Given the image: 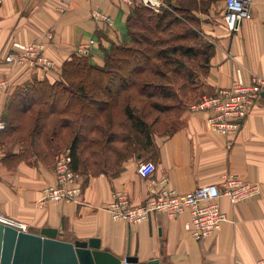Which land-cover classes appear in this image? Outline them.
I'll return each mask as SVG.
<instances>
[{"label":"crops","instance_id":"1","mask_svg":"<svg viewBox=\"0 0 264 264\" xmlns=\"http://www.w3.org/2000/svg\"><path fill=\"white\" fill-rule=\"evenodd\" d=\"M159 1L164 2L159 12L144 6L141 0L1 1L0 124L4 127L0 128V214L34 230L56 229L66 240L100 238L102 248L119 258L137 256L140 262L157 258L160 264H258L264 261V95L234 136L213 132L206 112L189 109L172 131L151 124L149 145L146 141L136 142L137 145L117 137L114 146L103 151L106 155L90 158L112 168L98 173L79 171L81 203L41 202L43 189L56 184L55 159L47 146H35L21 154L29 143L15 138L16 133L11 130L17 122H26L11 120L12 115L18 114L11 104L23 90L38 81H62L65 62L79 56L77 49L91 39L95 43L87 57L103 67L105 52L112 44H131L129 22L139 8L148 9L155 19L164 11H172L183 20L181 11L188 15V24L198 30V36L212 42L214 51L207 74L201 77L203 94L229 87L236 66L264 76V0H254L250 17L233 35L224 24L225 0L219 10L213 3L204 5L202 0ZM95 9L110 16L113 26L93 19ZM33 40L45 43L46 55L55 62L52 68L6 61L14 50V42ZM29 114L30 111L21 116ZM85 134L88 137L89 130ZM132 143L138 151L126 157L117 153L122 145ZM17 155L21 157L16 159ZM145 161L154 165L148 175L139 170V164ZM226 173L258 184L260 192L238 203L221 198L228 220L219 232L205 240L197 241L185 231L187 215L172 219L163 212H154L145 222L131 224L113 218L106 210L116 190L127 193L131 202L139 205L151 190L163 186L162 181L186 193L203 184H221Z\"/></svg>","mask_w":264,"mask_h":264},{"label":"built area","instance_id":"2","mask_svg":"<svg viewBox=\"0 0 264 264\" xmlns=\"http://www.w3.org/2000/svg\"><path fill=\"white\" fill-rule=\"evenodd\" d=\"M59 1L69 2V0ZM121 1L132 2V0ZM141 1L144 6L155 12H159L164 5V2L159 0ZM253 3L254 0H225L224 24L230 35L237 33L242 22L250 17ZM92 17L108 26L114 24L110 16L98 9L93 10ZM94 43V39H91L88 44L79 47L77 49L79 56H88ZM13 48L14 50L6 56L8 62L45 68H52L55 65L54 60L46 55L45 43L41 40L27 43L14 42ZM263 95L264 76L251 72L244 66H236L231 85L214 94H203L192 106V110L207 113L206 121L213 132L223 136H234ZM3 127L4 125L0 124V128ZM72 162L71 148H66L55 155L56 184L43 189L42 203L47 201L81 203L82 176L73 169ZM153 166L150 162H141L140 173L150 174ZM164 182H161L163 186L159 190H151L148 197L139 205H134L127 193L116 190L112 193L106 210L113 218L131 224L145 222L154 212H163L172 219L187 215V220L184 222L185 231L195 240L201 241L219 232L228 220L227 213L220 205L221 198L226 197L232 203H238L260 192L258 184L232 173L224 174L221 184H203L186 193L170 188ZM0 222L22 232H27L29 229L26 223L2 214H0ZM258 264H264V261Z\"/></svg>","mask_w":264,"mask_h":264},{"label":"trees","instance_id":"3","mask_svg":"<svg viewBox=\"0 0 264 264\" xmlns=\"http://www.w3.org/2000/svg\"><path fill=\"white\" fill-rule=\"evenodd\" d=\"M180 13L183 20L172 11H164L155 19L148 9L139 8L129 22L131 44L120 46L112 44L105 52L106 63L103 67L93 64L87 56L74 55L64 64L62 81L55 83H49L47 80L38 81L23 90L16 101L11 104V109L18 112V114L12 115L11 120H24L26 122H17L16 124L10 122L15 124L14 127L10 126L11 130L16 133L15 138L29 142L26 147L27 150L21 154L29 152L33 147L35 148L37 143L42 145L44 141H39L40 139L49 140L47 144H52L51 142L58 133L66 127L70 128L73 118H77V116L81 117L82 123L78 129L79 134L84 135V142L87 138L85 132L89 130L90 134L95 135L89 138L93 142L92 144L97 146L99 151H105L108 144L105 140H98V135L107 132L104 129L105 123L101 125L97 121L101 115L104 116V113H108L107 123L111 131L114 124L112 118L114 112L111 114V109L119 100L121 90L126 91L131 86L142 85V92L143 88L152 85L159 92H155L151 96H159L162 94V85H164L160 80L164 81L168 78L164 68L168 67V61H173L168 55L182 53L184 56H195L194 46L177 45L170 48L162 46L157 52L154 51L157 43L152 42V36L158 35L159 31L165 32L169 26L177 22L183 24L190 22L187 16L181 11ZM192 29L194 30V28ZM197 35L190 36L195 38ZM180 38L181 40L186 38L188 40L190 37L180 36ZM213 46L208 43L210 50L204 52L205 54L208 53V63L214 51ZM152 60H158L159 64L157 66L151 64ZM152 66H155V72ZM180 67L184 66L181 65ZM151 73H154L155 76L149 79L148 76ZM157 80L159 82H156ZM142 95L146 96L145 93ZM163 95L167 98L171 94L165 93ZM152 106L159 112L169 110L167 107H161L158 104ZM29 111L28 116H21L22 113ZM124 112L130 127L139 135L137 136V138L140 137L138 140L146 141L145 143L149 145L151 141L148 123L142 117L135 115L130 102L124 106ZM78 140L79 137L75 136L69 147L66 148H71L72 167L79 172ZM20 157L17 155L15 158Z\"/></svg>","mask_w":264,"mask_h":264},{"label":"rangeland","instance_id":"4","mask_svg":"<svg viewBox=\"0 0 264 264\" xmlns=\"http://www.w3.org/2000/svg\"><path fill=\"white\" fill-rule=\"evenodd\" d=\"M223 0H202L204 3H213L214 7L217 6L218 10L220 6H222ZM213 7L214 11H217ZM188 17V15H185ZM189 18V17H188ZM191 21V20H190ZM184 22V21H183ZM193 27L189 26L186 22L184 24L182 22H177L175 24H172L169 26V29L165 32H158V35L152 36V42L157 43L155 46V52L160 50L162 46L170 48L171 46H177V45H183V46H194V50L196 54L195 56H184L182 53L172 54L168 55L172 58L173 61H168L169 65L168 67L164 68L166 76H168L167 79L160 80L162 84V94L159 96H151L156 91V87L150 85L149 87L143 88L142 92V85L139 86H131L126 91L121 92L122 98L115 102L114 106L111 109V114L114 112L113 115V126L111 128V131L109 129V125L107 123V115L108 113H104V116H100L98 118L99 124H104V129L107 131L102 135H98V140L103 141L105 140L108 144L107 147H113V141L115 139L121 138L123 140H130L134 143H139V138H137V133L130 127V123L126 119L125 112L123 110L124 106L127 105L129 102L134 109V113L137 116L142 117L147 123L148 126L160 124L161 127H163L166 131H172L175 129L178 125H180L181 122V116L184 111L192 110V106L198 101V99L203 95V91L200 87L201 85V77L203 78V75L207 74V68H208V61H207V54L204 52H209L210 49H208V43L211 44V42L208 41V39L204 38L202 35L200 37L197 35L198 30ZM194 32V33H193ZM196 34L195 38H193V34ZM193 36V37H191ZM180 36L190 37L181 40ZM168 58V57H167ZM170 60V59H169ZM151 64H159L158 60H152ZM183 65L184 67H180ZM153 71L155 72V66H152ZM163 70V69H162ZM154 73L149 74L148 78L154 77ZM157 77V76H156ZM146 78V79H148ZM157 80L156 82H159ZM169 84V85H166ZM171 84V85H170ZM146 94V96H143L142 94ZM169 93V97L165 98L163 94ZM149 95V96H148ZM158 104L161 107H167L166 110L168 112H163L164 110H161L163 113H159V111H156L152 105ZM173 111V112H172ZM124 114V115H122ZM63 118V117H61ZM61 120V119H60ZM106 121V122H104ZM54 123V122H53ZM81 117L77 116V118H73V122L71 123L70 128H65V131L62 129V132L58 133L56 138L51 142L52 144L48 143L49 140H43L42 145H38V143L35 145L37 148L40 149V147L47 146L50 150V155L53 156V159H55V155L61 152L66 147H69L70 143L72 142V139L75 136L79 137L78 140V154H79V163H80V171L85 173H97L105 168H112L113 166L106 165V163L97 162L96 159H90L93 157L101 156L103 153L102 151H99L98 147L93 145L92 141L89 140L91 136H95L92 134H89L86 138V142H84V135L82 133L79 134V125H81ZM151 125V126H152ZM116 126V130L115 127ZM86 127V125H85ZM143 137V136H142ZM29 143V142H28ZM136 143V144H137ZM27 145V144H25ZM29 145V144H28ZM138 145V144H137ZM105 147V146H104ZM106 147V148H107ZM134 144H126L122 145L120 149H117V153L123 155L126 157L130 152L132 155L133 151H138L137 149H134ZM11 151V148H9ZM45 150L41 149V152H44ZM38 153V151H35ZM46 152V151H45ZM101 152V153H100ZM32 154V152H30ZM106 155V153L102 154Z\"/></svg>","mask_w":264,"mask_h":264},{"label":"water","instance_id":"5","mask_svg":"<svg viewBox=\"0 0 264 264\" xmlns=\"http://www.w3.org/2000/svg\"><path fill=\"white\" fill-rule=\"evenodd\" d=\"M53 228L22 232L0 222V264H160L137 256L116 257L102 248L100 238L62 239Z\"/></svg>","mask_w":264,"mask_h":264}]
</instances>
